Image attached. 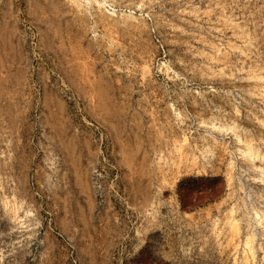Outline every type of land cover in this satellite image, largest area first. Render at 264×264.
Segmentation results:
<instances>
[{
  "label": "rangeland",
  "instance_id": "obj_1",
  "mask_svg": "<svg viewBox=\"0 0 264 264\" xmlns=\"http://www.w3.org/2000/svg\"><path fill=\"white\" fill-rule=\"evenodd\" d=\"M0 264H264V0H0Z\"/></svg>",
  "mask_w": 264,
  "mask_h": 264
},
{
  "label": "bare ground",
  "instance_id": "obj_2",
  "mask_svg": "<svg viewBox=\"0 0 264 264\" xmlns=\"http://www.w3.org/2000/svg\"><path fill=\"white\" fill-rule=\"evenodd\" d=\"M50 4V3H49ZM52 6V5H51ZM57 7V6H56ZM59 7H60V5H59ZM33 8V7H32ZM58 8V7H57ZM62 8V7H61ZM35 9V8H34ZM71 9V8H70ZM52 10H53V8H52ZM66 10V9H65ZM34 11V10H33ZM56 12V11H55ZM58 12V11H57ZM66 13H67V10L65 11ZM51 13V12H50ZM63 13V12H62ZM64 14V13H63ZM51 17V16H50ZM83 17V16H82ZM65 19V18H64ZM58 20H60V19H58ZM82 21V20H81ZM80 21V22H81ZM35 24V23H34ZM57 25H58V23H56ZM65 24V23H64ZM67 24H68V22H67ZM66 24V25H67ZM53 25V24H52ZM70 25V24H69ZM74 26V25H73ZM61 28V27H60ZM59 28V29H60ZM70 28H71V26H70ZM49 29V28H48ZM51 29V28H50ZM46 31V30H45ZM54 35H56V34H54ZM63 35V34H62ZM70 35V34H69ZM71 36V35H70ZM60 37V36H59ZM69 38V37H68ZM51 39V38H50ZM59 39V38H58ZM64 39V38H63ZM42 40V39H41ZM47 44V43H46ZM57 52V51H56ZM43 54V53H42ZM56 55V54H55ZM62 56V55H61ZM57 59V58H56ZM59 60V59H58Z\"/></svg>",
  "mask_w": 264,
  "mask_h": 264
}]
</instances>
